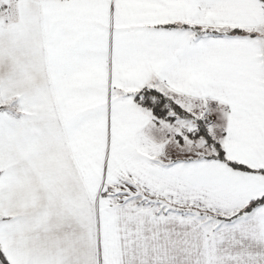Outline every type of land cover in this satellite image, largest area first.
Returning <instances> with one entry per match:
<instances>
[{
  "label": "snow or ice",
  "instance_id": "obj_1",
  "mask_svg": "<svg viewBox=\"0 0 264 264\" xmlns=\"http://www.w3.org/2000/svg\"><path fill=\"white\" fill-rule=\"evenodd\" d=\"M0 264H264V0H0Z\"/></svg>",
  "mask_w": 264,
  "mask_h": 264
}]
</instances>
